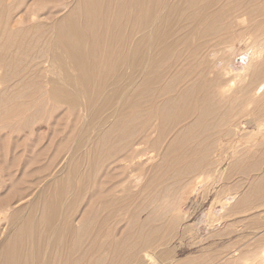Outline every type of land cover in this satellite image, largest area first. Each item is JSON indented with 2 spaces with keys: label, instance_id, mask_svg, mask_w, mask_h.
Wrapping results in <instances>:
<instances>
[{
  "label": "bare ground",
  "instance_id": "obj_1",
  "mask_svg": "<svg viewBox=\"0 0 264 264\" xmlns=\"http://www.w3.org/2000/svg\"><path fill=\"white\" fill-rule=\"evenodd\" d=\"M54 2L61 3L60 9L64 8V10L53 12L50 9L48 13L41 11ZM66 2L34 0L30 5L38 8L40 12V14L31 13L29 16V21H33L32 26L29 27L30 30L39 35L37 40L30 41L28 45L32 53L36 47L42 46V53L37 59L31 58L28 63L26 62L25 69L18 64L20 66L16 67L15 73L25 78V81L30 79V83L35 85L32 95H39V87L46 84L45 76L50 74L55 77L56 82L49 83L47 97L52 100H64V103L71 107V113L67 119L69 135H66L57 151L64 149L71 141L72 147L67 152L65 161L72 162L76 156L78 157L83 144L88 142L86 133L83 135L82 133L88 132L91 127H96V135L92 140V152L88 155L92 158L93 173L102 172L110 176V180L107 178L106 184H103L96 182V176L94 183L99 190L95 193L99 196L90 203L92 206L90 210L84 211L81 217L78 216L79 220H76V217L71 218L70 212H65L67 210L65 203H61L62 197L67 193L66 190L62 197H55L57 201L48 207L45 206L39 217L33 218L29 215L33 199L29 177L34 173L44 174L46 168H39L36 172L31 170L30 165L33 161L27 156L28 151L26 152L24 148L23 187L19 191L6 194L5 199L0 202V204L7 202L0 207V216H3L0 220V264H53L54 261L57 263V260L58 264H98L105 254L120 257L121 260L116 264H130L135 260L155 264L150 251L146 250L152 249L157 237L155 233L146 235L140 233L136 237L131 236L135 239H130L129 230L127 231L126 227L120 224L116 233L111 229L102 230L101 227L97 235L88 241L84 239L83 231L86 232V228L97 229L93 223L95 218L93 209L96 201L99 199L107 201L106 206H110L136 184L137 181L130 178L132 171H124L126 163L136 160V165L140 167L142 161L153 162L159 158V162L150 170L155 174H167L174 165L177 168L192 157L191 151L187 154L185 151L193 138L192 131L198 128L200 123L204 124L205 117L213 108V106L210 108L206 102L203 106L196 105V102L190 103L193 93H215L222 98H228L246 91L242 87L246 75L244 71L252 66L257 54H259L258 59L264 58V39L261 44L252 47L253 51L247 59L248 64L241 72H233L230 68L218 70L213 62L214 58H210L207 52L208 48H212L211 45L206 44L208 40H197L202 34H206L215 35L220 43L228 42L233 38L239 39L245 29V31L263 33L264 0H75V2ZM14 7L13 4L7 5L4 0H0V70L3 71L10 68L15 61L25 60L24 56L10 55L13 48L20 47L17 39L27 34L26 28H18L19 25H24L25 21L18 15L19 11L14 12L18 7L16 6V9ZM65 9H68L66 14L57 17L60 12H65ZM49 15L56 16L57 20L50 29L51 35L45 36L48 25L41 20ZM258 16L263 18L259 23L255 20ZM11 18L12 25L9 24ZM245 22L250 23L247 28L244 26ZM189 41L192 45L191 57L199 58L201 80L177 91L179 84L192 81L194 76L188 70L179 73L180 69L171 72L166 68L171 66L182 68L184 61L176 53L180 46L184 47ZM54 48L63 51L68 66L74 70L76 77L74 83H71L69 78L58 75L48 57L43 59L45 53ZM206 75L210 77L207 79ZM227 76L230 78L224 81ZM1 80L2 78L0 83ZM28 82H25L24 86ZM256 90L257 87L252 90V96L247 101L248 109L250 105H256L258 108ZM69 93L81 95L83 101L73 99ZM20 95L23 94L20 93ZM164 95L167 97L158 101ZM154 96L157 98L155 102H153ZM114 102H117L115 108H113ZM43 105V101L39 102L35 112L29 116L34 119L40 115ZM21 108L23 109L22 105L17 110L20 111ZM110 108H112L110 119L113 120L108 126L103 127L98 124L99 117ZM191 115L194 119L185 126L181 134H173L176 125ZM15 116L17 112L11 119ZM25 122L23 126L27 127L29 120ZM232 122L233 128L239 132L242 129L240 126L247 124L246 120L239 119H234ZM5 126L7 125H3V128ZM257 127L258 131H264V124L259 123ZM152 133L155 136H152ZM167 137L170 139L164 141ZM140 144L149 147V151L142 154V156L146 155L143 160L140 159L141 154L135 148ZM209 146L210 144L206 145L207 148L195 156V164L192 167L188 166L176 174L188 175L192 169L209 165L210 162H207ZM182 149L185 153H182ZM52 159L54 160L55 156ZM14 161L13 157L11 163L13 164ZM139 170L141 168L136 169L137 172ZM58 172L59 170L54 174ZM199 179L201 177L195 182L193 192L205 182ZM58 182L62 181L54 180L49 185ZM4 183H0V190ZM11 187L15 189L14 185ZM35 194H40V191ZM114 196L118 198L115 199ZM13 199L18 201V209H22L21 217L25 216L24 222L17 229H14L17 222L8 219L10 213L12 218L18 210L13 207ZM232 200L231 197L226 198L221 202L220 207L224 209ZM31 220L35 224L30 222ZM117 222H121L119 217ZM70 223L76 226L75 232L67 229ZM60 226L64 229L61 235ZM36 227H39L38 233ZM20 234L26 237L19 243ZM47 235L50 237H46ZM57 235L62 237V242L61 237L59 241L54 242ZM33 238L36 239L33 241ZM35 243L37 244L34 245ZM30 244L31 247L27 249L26 247ZM53 244H59V256L50 255L49 248ZM37 245L39 247H36ZM40 246H43V249ZM139 252H143L141 257ZM256 260L264 264V255H260Z\"/></svg>",
  "mask_w": 264,
  "mask_h": 264
},
{
  "label": "rangeland",
  "instance_id": "obj_2",
  "mask_svg": "<svg viewBox=\"0 0 264 264\" xmlns=\"http://www.w3.org/2000/svg\"><path fill=\"white\" fill-rule=\"evenodd\" d=\"M65 1L66 3L75 2V0H63ZM4 2L7 5L13 4L14 9L18 7L14 12L19 11L18 15L25 21L24 25L21 24L18 28H26L27 34L17 39L20 47H15L10 51V55L24 56L25 60L15 61L10 68L0 70V79L2 78L0 83V183L5 182L0 190V202L5 199L6 194L19 191L23 187V150L26 148L27 156L33 161L30 169L36 172L39 168H46L44 174L34 173L29 177L33 195L29 215L33 218L39 217L43 213V208L57 201L55 197H62L66 190L67 193L62 197L61 203H65L67 208L65 212H70L71 218L76 217V220H79L78 216L81 217L84 211L90 210L92 207L90 203L99 196L95 193L99 190L94 183L96 176V182L106 184L107 178L110 180V176L102 172L93 173L92 158L88 155L92 152V140L96 135V127H91L88 132L82 133V135L86 133L88 142L80 148L75 160L66 163L65 157L72 147L71 141L61 151L58 152L57 148L66 135H69L67 119L70 116L71 107L65 104L64 100H52L47 97L49 83L56 82L55 77L50 74L45 76L46 84L39 87V95H32L31 92L35 85L33 86L28 79L29 82L24 86L26 79L15 73L16 67L21 65L25 69L31 58L37 59L42 53V46L36 47L32 53L28 45L30 41L37 40L39 35L30 30L29 27L32 26L33 21H29V16L31 13L40 14V12L38 8L30 6L34 0H4ZM61 7V3L54 2L47 6L46 10L41 11L48 13L50 9L53 12L64 10V8L60 9ZM67 10L60 12L57 17L65 15ZM57 17L49 15L41 20L48 25L45 36L51 35L50 29ZM255 20L259 23L263 18L258 16ZM12 21L11 18L9 24L12 25ZM249 24L245 22L244 26L247 28ZM245 30L239 39L233 38L228 42L220 43L215 35L206 34H202L197 41L208 40L206 44L211 45L212 48H208L207 52L210 58H214L213 62L218 70L230 68L233 72H241L248 64L247 59L253 51L252 47L261 44L264 39V31L260 33ZM190 42H187L184 47L180 46L176 53L184 61L182 68L180 66L166 68L171 72L180 69L179 73L188 70L194 76L192 81L179 84L177 91L194 84L201 77L199 58L191 57ZM257 55L252 66L244 71L246 75L242 87L246 91L228 98L205 92H195L192 96L190 95L192 98L190 103L196 102V105L203 106L206 102L210 108L211 106L213 108L205 117L204 124L200 123L199 127L192 131L193 138L188 148H185L186 154L191 151L192 157L187 159L186 163L180 164L177 168L174 165L167 174H155L150 170L159 162V158L153 162L142 161L140 167L136 165V160L125 164L124 171H132L130 178L137 181L136 184L132 185L133 187L122 194L119 199L114 196L117 199L116 203L110 206H106L107 201L100 199L95 202L93 223L97 229L86 228V232L83 231L85 240L93 239L101 227L102 230L111 229L116 233L122 224L127 231L129 230L130 239H135L131 236L136 237L140 233L157 235L152 249H146L150 251L155 264H260L256 258L264 255V131H258L257 125L264 124V58L258 59L259 54ZM46 57L50 59L58 75L69 78L71 83L76 81L74 70L68 66L61 49L54 48L52 51L49 49L43 59L45 60ZM205 77L208 79L210 75ZM229 78L227 76L224 81ZM255 87H257L258 108L256 105H250L248 109L247 101L252 96V90ZM69 96L79 102L83 101V97L79 94L69 93ZM166 97L167 95H164L158 101ZM156 100L154 96L153 102ZM42 101L44 105L41 114L33 119L29 114L35 112L38 103ZM116 103L114 102L113 108L117 106ZM21 105L23 109L18 111ZM111 111L112 108L104 111L99 117L98 124L103 127L108 126L113 120L110 119ZM16 112L17 116L11 119ZM193 119L191 115L185 121L179 122L173 134H181L185 126H188ZM234 119L247 121V124L240 126L242 127L240 132L233 128ZM27 120L29 124L24 127ZM3 125L7 126L3 128ZM151 135L155 136L153 133ZM167 139L170 138L167 137L164 141ZM208 144H210L207 159V162H210L209 165L192 169L188 175L176 174L188 166L192 167L195 164V156L206 149L205 146ZM135 148L141 154L140 159L143 160L146 155L142 156V154L147 153L149 147L140 144ZM181 151L185 153L183 149ZM53 156H55L54 160ZM13 157L15 161L12 164ZM46 163L48 164L45 165ZM139 168L141 170L137 172L136 169ZM57 170L59 172L54 174ZM199 177H201L199 180L205 182L193 192L195 182ZM54 180L62 182L49 185ZM12 185L15 189L11 187ZM39 191L40 194H35ZM49 192L51 193L47 195ZM228 197L233 200L222 209L220 204ZM125 198L128 199L124 200ZM6 203V201L3 202L0 207ZM13 203V207L18 209V201L13 199ZM21 211L22 209H18L12 218L11 213L8 216L9 220L17 222L14 229L24 222L25 216L21 217ZM118 217L121 219L120 223L117 222ZM1 219L3 216H0ZM30 222L34 223L33 220ZM67 229L75 232L77 228L74 223H70ZM63 230L60 226V235ZM38 231L39 227H36V232ZM60 235L55 237L54 242L59 241ZM25 237L20 234L19 243ZM46 237L49 238L50 235ZM35 239L33 238V241ZM59 244H53L49 248L50 255L59 256ZM43 246L40 248L43 249ZM84 246L86 247L87 243ZM30 247L31 244L26 248ZM141 254L143 252H139V257ZM120 260V257L105 254L98 264H116ZM53 264H58V260ZM130 264L147 263L135 260Z\"/></svg>",
  "mask_w": 264,
  "mask_h": 264
}]
</instances>
